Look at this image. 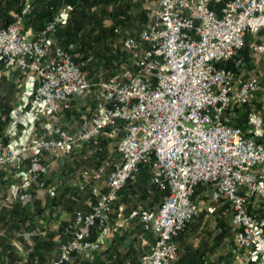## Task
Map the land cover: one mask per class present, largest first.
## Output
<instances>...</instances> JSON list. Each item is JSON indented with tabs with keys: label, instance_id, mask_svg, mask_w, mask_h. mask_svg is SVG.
<instances>
[{
	"label": "built area",
	"instance_id": "obj_1",
	"mask_svg": "<svg viewBox=\"0 0 264 264\" xmlns=\"http://www.w3.org/2000/svg\"><path fill=\"white\" fill-rule=\"evenodd\" d=\"M152 1L146 25L122 38L132 69L107 78L89 77L92 53L79 58L74 41H56L62 12L31 38L23 28L26 1L0 27V66L34 77L30 140L10 148L0 138V168L25 165L26 180L41 189L49 171L45 155L63 159L89 144L109 152L74 180L70 197L87 191V208L75 209L70 237L49 264L93 261L103 238L134 219L154 236L138 264H177L176 238L200 213L199 184L208 187V215L228 205L231 264H264V112L245 108L262 85L258 76L244 77L236 55L247 33L264 30V0ZM226 61L232 68L221 65ZM86 98L76 129L61 125L71 101ZM143 167L163 192L160 203L152 212L125 213L119 192ZM254 198L260 211L249 209Z\"/></svg>",
	"mask_w": 264,
	"mask_h": 264
},
{
	"label": "crops",
	"instance_id": "obj_2",
	"mask_svg": "<svg viewBox=\"0 0 264 264\" xmlns=\"http://www.w3.org/2000/svg\"><path fill=\"white\" fill-rule=\"evenodd\" d=\"M26 1L30 2L31 8L25 16L23 28L32 38L43 26L44 18L38 13L42 9L40 1ZM67 11V7L61 9L65 17L62 25L66 22ZM65 38L56 34L58 43L64 44ZM240 50L238 56L243 60L244 77L258 76L264 78V30L257 34L247 33ZM33 86L34 77L31 74L23 73L17 68L4 69L0 66V118L4 122L2 140L10 148H16L30 140L34 124L27 103ZM259 93L260 91L255 94L253 101L245 106L246 110L264 112V103L262 99L258 98ZM79 100L83 101V99H73L71 109L62 114L59 119L61 125L71 131L76 129L80 121L75 118L76 112L80 109ZM86 106L88 110L89 105ZM260 137L264 138L263 133L260 134ZM85 146L95 149L91 144ZM85 146L74 150V152H82L86 148ZM44 162L49 168L44 177L48 175L51 179L46 189H40L26 180L25 165L23 164L7 165L0 168V264H49L57 258L59 243L70 237L71 230H64V227L68 221L72 222L75 209L78 207L87 208L89 195L87 191L81 193L80 197L75 200L70 197L69 193L72 192L73 182L76 179V171L73 170V166H70L71 162L64 163L62 159H54L47 155L44 156ZM144 169L143 167L134 185L128 186L127 183L119 192L118 203L124 204L125 213L136 207L143 211H150L120 201V197L127 190L129 194H134L139 190L138 186H142V182L145 181L151 185L148 169L146 168V172ZM69 176L71 177L69 178ZM43 190L47 191L46 196L42 195ZM62 193L65 195L61 196ZM254 200L249 209L260 211V200L258 198H254ZM159 203L160 200L158 205ZM223 205L226 204L221 206ZM71 211L72 217L69 214ZM199 215L200 213L184 230H190L188 227L196 222ZM135 227L141 229L137 219L127 220L120 230L128 231L135 229ZM181 232L176 238L178 244L177 262L181 257L178 243ZM146 233L151 237L148 243V247H150L154 236L150 232ZM188 261L184 258L182 262L189 264Z\"/></svg>",
	"mask_w": 264,
	"mask_h": 264
},
{
	"label": "rangeland",
	"instance_id": "obj_3",
	"mask_svg": "<svg viewBox=\"0 0 264 264\" xmlns=\"http://www.w3.org/2000/svg\"><path fill=\"white\" fill-rule=\"evenodd\" d=\"M152 5V0H100L90 6V11L95 13V16L91 19L92 23L86 24L85 30L88 29V36L84 37V42L80 41V30L72 32L73 36L70 38L78 46L79 58L90 53L94 55L95 62L86 68L90 78L118 76L132 69L131 60L122 48V38L126 34L136 35L146 25L148 12ZM65 26V24L61 25L59 30L61 36L67 38L68 33L65 32ZM115 27L119 29V32L113 31ZM111 54H113L112 57ZM105 55L108 56V59ZM260 81L262 89L258 98L262 99L264 103V78H260ZM89 103L88 98L83 101L79 100L80 109L75 116L77 120L81 119L82 114L87 113L86 105ZM241 117H243L242 114ZM243 123L244 126L247 125L246 122ZM107 156H109L108 151L95 152L94 148L88 146L82 152H74L71 156L63 158L62 161L64 163L71 162L70 166H73V170L76 171L75 177H77L82 168L95 165ZM49 178L48 175L44 177V187L41 189L47 188L51 181ZM135 183L136 181L133 182V184ZM138 189L134 194H129L128 190L123 192L120 201L132 206H140L145 210H155L158 205V201L154 200L156 188L144 181L142 186H138ZM204 191L208 192L206 184H199L195 188V195L200 200V215L196 222L188 227L190 230L181 232L178 239L179 254L186 258L189 256V259L196 256L200 264H231L228 253L233 237L230 211L227 207L228 212L226 210L223 212V216L226 218L224 226H216L218 215L216 213L208 215L204 209ZM143 194L145 198H143ZM42 195L46 196L47 191L43 190ZM69 214L72 217V211ZM70 225L71 221H68L64 230H70ZM221 233H224L222 237ZM150 239V235L139 227L128 231L120 230L118 233L103 238L101 250L93 262L121 264L119 263L121 261L123 264H133L141 254L147 251Z\"/></svg>",
	"mask_w": 264,
	"mask_h": 264
},
{
	"label": "trees",
	"instance_id": "obj_4",
	"mask_svg": "<svg viewBox=\"0 0 264 264\" xmlns=\"http://www.w3.org/2000/svg\"><path fill=\"white\" fill-rule=\"evenodd\" d=\"M36 1L37 2L40 1V3H41L40 5L42 6V9L38 13H40L42 15V18H44V24L47 20L51 19L54 15L61 12L62 8H64V7L68 8L66 22L64 23L66 25L65 26V32L68 33V36H67V38H65V41H64V44H65L66 42L71 41L70 38L73 36L72 32H76V31L78 32L80 30H81V34H80L81 40L80 41L84 42V37L88 36V29L85 30L86 24H88L89 22L92 23L91 19L94 18V16H95V13L90 11V9H91L90 6L94 3H96L97 1H100V0H36ZM24 2H25V0H0V27H6L13 20L14 14L20 12ZM44 24H43V26H44ZM57 35L61 36L59 29H58ZM86 44H89V42H86ZM240 52H241V50L239 49L237 51L236 55H238ZM85 56H83L82 58H84ZM105 56L108 59V56L107 55H105ZM112 56H113V54H111V57ZM221 65H224V66L229 67V68L231 66H233L232 61L222 62ZM109 77H111V76H109ZM8 113H9V111H8ZM241 121L246 122L244 117L241 118ZM3 130H4V122L0 118V138H2ZM101 145H102V148H104V141L101 142ZM95 152H100V151L95 149ZM144 168H145L144 172H146L147 167H144ZM132 185H134L133 182L128 183V186H132ZM155 193L156 194L154 196V200L159 201L163 195V192L159 191L156 188ZM63 195H65V194L62 193L61 196H63ZM142 196H143V198H145L144 194ZM227 207H228V205H223L220 208H218V210L215 212L218 215L216 217V226H218V227L224 226L226 218H225V216H223V212L227 209ZM226 212H228V211L226 210ZM223 232H225V231H223ZM223 234L224 233H221L220 236L222 237ZM113 249L115 250V248H113ZM187 257L188 258H186V256L182 255L180 257L179 262H177V264H184V262H182L184 258L189 260L187 262L189 264H191V263L192 264H200L199 261L196 259V256L191 258V259H189V256H187ZM93 261H84V262L83 261L82 262L77 261L74 264H83V263H86V264H107L104 262L94 263ZM132 261H133V259H132ZM119 263L123 264V262H121V261ZM138 263H139V258L136 262H133V264H138Z\"/></svg>",
	"mask_w": 264,
	"mask_h": 264
}]
</instances>
